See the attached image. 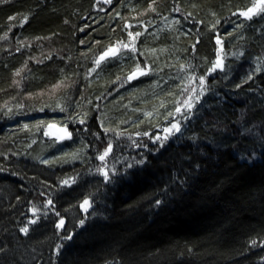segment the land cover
I'll list each match as a JSON object with an SVG mask.
<instances>
[{
	"label": "trees",
	"instance_id": "trees-1",
	"mask_svg": "<svg viewBox=\"0 0 264 264\" xmlns=\"http://www.w3.org/2000/svg\"><path fill=\"white\" fill-rule=\"evenodd\" d=\"M258 1L0 0V264H264Z\"/></svg>",
	"mask_w": 264,
	"mask_h": 264
},
{
	"label": "rangeland",
	"instance_id": "rangeland-1",
	"mask_svg": "<svg viewBox=\"0 0 264 264\" xmlns=\"http://www.w3.org/2000/svg\"><path fill=\"white\" fill-rule=\"evenodd\" d=\"M101 2H108L109 0H100ZM262 8H264V0H263V2L262 3H257V5L256 6H254L253 8H250V9H252V11L251 12H249V11H247L246 13H248V16L249 15H251V14H253V13H255V12H258L260 9H262ZM124 47V46H123ZM122 47V48H123ZM124 48H131V46L128 44V47H124ZM220 54V53H219ZM219 59H220V61H221V56L219 55ZM133 70H137L138 72H139V74H140V70H142V69H140V70H138V69H133ZM132 70V71H133ZM143 71V70H142ZM188 85H190V86H192L190 89H191V93L194 95V91L196 90V92H195V94H197L198 93V91H199V86H200V80H198L195 84L193 83V81H189L188 82ZM189 86V87H190ZM193 90V91H192ZM198 90V91H197ZM185 99H188V100H186L187 102H190L191 101V98H189V97H186V98H184V100L183 101H185ZM195 100V99H194ZM194 100H193V102H194ZM193 104V103H192ZM178 125V123H176V122H173L172 124H170L169 126H165L164 128H163V130L162 131H160L158 134H156L155 135V139L157 140V139H160V138H165L168 134H170L173 130H175L172 126L173 125ZM65 130H66V132L67 133H69V130H68V128L66 127V126H59V125H56V124H49L48 125V127H47V132H46V134L48 135V136H50V137H52V138H55L56 140H58V141H61V140H63V139H65L66 138V134H65Z\"/></svg>",
	"mask_w": 264,
	"mask_h": 264
},
{
	"label": "snow or ice",
	"instance_id": "snow-or-ice-1",
	"mask_svg": "<svg viewBox=\"0 0 264 264\" xmlns=\"http://www.w3.org/2000/svg\"><path fill=\"white\" fill-rule=\"evenodd\" d=\"M109 2H110V0H109ZM248 11L251 12L252 9H249ZM241 15H245V16H247L248 13H241ZM10 19H11V18H10ZM25 20H27V17H25ZM136 35L139 36L140 34H139V33H136ZM219 42H220V41L217 40V43H219ZM124 47H128V45H124ZM132 50L135 51L134 48H133ZM110 53H111L112 55H115L116 50H115V49H109V51L106 52V53L104 54V56H108ZM102 59H104L103 56L101 57V60H102ZM97 63H99V61H97ZM220 66H221V61H220V59H219V57H218V58H217V61H216V62L214 63V65H213V68H212V69H209V72L213 71L215 68L220 67ZM137 67L139 68V66H137ZM140 74H141V75L144 74L142 70H140ZM136 75H137V73H136V72H133L132 75L129 76V79H130V80H131V79H134V78L136 77ZM200 83H201V85H203V83H204V78H203V77L200 78ZM186 104H187L188 108H191V107H192V104H191L190 102H187V101H186ZM61 110H63V109H61ZM177 111H179V109H177ZM81 123H84V121L81 120ZM25 127H27V125H25ZM172 127H173L174 129H176V130H179L178 125H175V124H174ZM65 134H66V138H70L71 134H70V133H67L66 130H65ZM110 148H111V145H109V149H106L105 152L103 153V155H101V156L99 157V159H100L101 161H103L104 158H105V156L108 155V151L110 150ZM45 163H47V161H45ZM105 178L107 179V174H105ZM64 183L67 184V183H69V181H64ZM157 203H159V201H158ZM49 204H51V201H49ZM87 204H88V201L85 200V201L83 202L82 207H83L84 205H87ZM33 223H34V221H33ZM60 223L63 224V221H61ZM59 226H60V225H58V227H59ZM21 231L26 233V232H27V228H22ZM253 243H255V241H253Z\"/></svg>",
	"mask_w": 264,
	"mask_h": 264
},
{
	"label": "water",
	"instance_id": "water-1",
	"mask_svg": "<svg viewBox=\"0 0 264 264\" xmlns=\"http://www.w3.org/2000/svg\"><path fill=\"white\" fill-rule=\"evenodd\" d=\"M110 49H115L116 52H117V47H115V46L111 47ZM108 51H109V49H108L107 51L101 53V54H100V58H101L102 56H103L104 58H107V57L111 56V55H112L111 53H110L108 56H104V54H105L106 52H108ZM133 72H136V73H137L136 77L138 76V71H132V72L128 73L127 78H128L129 81H132V80H134V79L136 78V77H135L134 79H131V80L129 79V76H131Z\"/></svg>",
	"mask_w": 264,
	"mask_h": 264
},
{
	"label": "flooded vegetation",
	"instance_id": "flooded-vegetation-1",
	"mask_svg": "<svg viewBox=\"0 0 264 264\" xmlns=\"http://www.w3.org/2000/svg\"><path fill=\"white\" fill-rule=\"evenodd\" d=\"M262 2H263V0H259V1H258L259 4L262 3Z\"/></svg>",
	"mask_w": 264,
	"mask_h": 264
}]
</instances>
